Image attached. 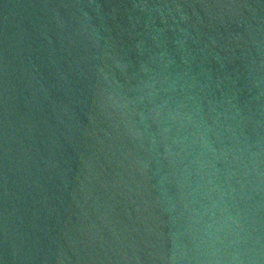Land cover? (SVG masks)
<instances>
[{
    "label": "water",
    "instance_id": "95a60500",
    "mask_svg": "<svg viewBox=\"0 0 264 264\" xmlns=\"http://www.w3.org/2000/svg\"><path fill=\"white\" fill-rule=\"evenodd\" d=\"M0 264H264V0H0Z\"/></svg>",
    "mask_w": 264,
    "mask_h": 264
}]
</instances>
